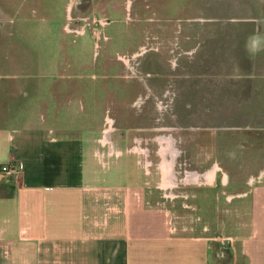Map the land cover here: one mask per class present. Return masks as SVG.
Instances as JSON below:
<instances>
[{
	"label": "crops",
	"instance_id": "0c3cea01",
	"mask_svg": "<svg viewBox=\"0 0 264 264\" xmlns=\"http://www.w3.org/2000/svg\"><path fill=\"white\" fill-rule=\"evenodd\" d=\"M233 1L174 19L159 4L137 11L143 51L125 65L104 48L94 64L113 92L129 88L113 94L110 127L0 125V168L24 166L0 172V264H264V157L247 191L225 192L234 148L217 139L264 134V0H242L252 14ZM233 210L249 220L224 254L217 219ZM175 211L196 217L172 226Z\"/></svg>",
	"mask_w": 264,
	"mask_h": 264
},
{
	"label": "rangeland",
	"instance_id": "374dc122",
	"mask_svg": "<svg viewBox=\"0 0 264 264\" xmlns=\"http://www.w3.org/2000/svg\"><path fill=\"white\" fill-rule=\"evenodd\" d=\"M249 3L233 1L226 8H245L252 14L255 9ZM148 4L161 5L162 12L168 9L165 15L173 19L184 4L185 15L196 14V8L201 15L207 13V0H0V112L7 114L0 125H35L48 119L52 125L71 129L99 128L101 122L110 127L113 94L126 99L129 88L125 84L113 92L111 72L94 64L103 58L104 48L115 57L120 52L123 64L133 63L128 61L132 52L144 49L137 11L148 12ZM66 63L75 66L66 68L62 65ZM84 63L88 68L81 67ZM127 69L125 77L135 72ZM140 105L138 102L136 108ZM241 132L217 136L222 144L234 148L227 159L231 165L223 167L230 179L223 187L225 192L247 191L261 169L264 134ZM202 138L206 142V136ZM199 154L205 157L206 149ZM152 166V175L159 178L162 173L155 168V161ZM238 212L218 216L221 237L236 236L246 227L248 215ZM195 217L176 211L169 216L172 226L189 223ZM221 245L222 252L227 253V244Z\"/></svg>",
	"mask_w": 264,
	"mask_h": 264
},
{
	"label": "built area",
	"instance_id": "2783aa9c",
	"mask_svg": "<svg viewBox=\"0 0 264 264\" xmlns=\"http://www.w3.org/2000/svg\"><path fill=\"white\" fill-rule=\"evenodd\" d=\"M24 166L22 161H18L11 164H3L0 168V172L3 173L7 178L12 179L16 176H19L23 172ZM232 237L226 236V237H219V241L221 243H226L229 245V243L232 242Z\"/></svg>",
	"mask_w": 264,
	"mask_h": 264
},
{
	"label": "bare ground",
	"instance_id": "6f19581e",
	"mask_svg": "<svg viewBox=\"0 0 264 264\" xmlns=\"http://www.w3.org/2000/svg\"><path fill=\"white\" fill-rule=\"evenodd\" d=\"M110 120V119H109ZM163 148V147H162ZM168 148H170V147H168ZM165 150V149H164ZM169 152V151H168ZM161 154V153H160ZM166 164V163H165ZM167 165V164H166ZM194 178V177H193ZM191 179H192V177H191Z\"/></svg>",
	"mask_w": 264,
	"mask_h": 264
}]
</instances>
